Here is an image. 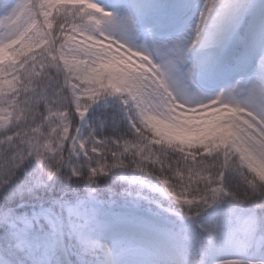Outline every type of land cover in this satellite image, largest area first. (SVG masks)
Masks as SVG:
<instances>
[{
    "label": "snow or ice",
    "instance_id": "1",
    "mask_svg": "<svg viewBox=\"0 0 264 264\" xmlns=\"http://www.w3.org/2000/svg\"><path fill=\"white\" fill-rule=\"evenodd\" d=\"M3 264H264V0H0Z\"/></svg>",
    "mask_w": 264,
    "mask_h": 264
},
{
    "label": "rangeland",
    "instance_id": "2",
    "mask_svg": "<svg viewBox=\"0 0 264 264\" xmlns=\"http://www.w3.org/2000/svg\"><path fill=\"white\" fill-rule=\"evenodd\" d=\"M100 3L108 6L115 2V0H99ZM122 2H126V0H122ZM0 264H3V262L0 260Z\"/></svg>",
    "mask_w": 264,
    "mask_h": 264
}]
</instances>
